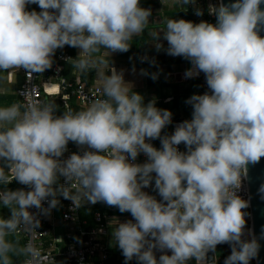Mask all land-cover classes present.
<instances>
[{"label":"clouds","instance_id":"1","mask_svg":"<svg viewBox=\"0 0 264 264\" xmlns=\"http://www.w3.org/2000/svg\"><path fill=\"white\" fill-rule=\"evenodd\" d=\"M32 3L39 12L27 10ZM261 3L221 0L208 9L215 23L170 17L151 34L158 52L190 62L185 78L203 73L209 89L185 101L191 119L169 134L163 130L172 124L171 110L157 107L155 98L145 102L111 60L146 31L151 8L140 0H0V70L43 73L67 45L79 50L67 58L72 68L94 71L102 93L61 114L46 98L0 106V206L9 210L0 215V264H43L32 234L60 198L73 211L102 202L131 214L116 219L111 232L125 264H219L216 251L224 244L230 253L223 264L255 260L264 230L257 236L247 228L249 202L238 192L248 165L264 157ZM194 12L203 15L198 7ZM141 61L156 64L147 55ZM140 74L159 76L145 68ZM157 139L159 148L151 143ZM70 141L81 151L62 159ZM141 153L147 159L137 163ZM13 180L25 187L8 189Z\"/></svg>","mask_w":264,"mask_h":264},{"label":"crops","instance_id":"2","mask_svg":"<svg viewBox=\"0 0 264 264\" xmlns=\"http://www.w3.org/2000/svg\"><path fill=\"white\" fill-rule=\"evenodd\" d=\"M141 5L146 8L152 9V17L146 31L140 37H135L132 41L131 48L128 52L124 53H113L111 60L117 70L123 69L125 71V80L131 81L134 84V91L140 92L145 97V102L153 98L156 99L157 107L166 108L171 110L172 114L177 116L182 121L185 119H191L192 108L186 104V100L197 93V87L199 83V76L194 78H185V71L191 67L190 62L185 60L183 57H173L165 54L164 50L159 52L155 49L151 41V34L158 31L163 27V21L167 18H184L194 22L190 5L185 8H176L173 6L174 0H140ZM27 10L31 11L35 9L40 11L38 4H28ZM190 13V16L188 14ZM164 47H167V42L163 41ZM61 51H66L70 57L75 58L78 55V49L64 46ZM147 55L149 59H155V66H151L148 62H142L141 57ZM135 68V71H133ZM148 69L149 72H159L157 79L153 80L148 76L140 74V69ZM10 72V73H9ZM63 76L68 80H79L84 82L83 75L72 68V65L68 60L63 62L62 69ZM203 73H200V75ZM91 80L90 84L98 85L99 81L94 71L85 74ZM19 76L15 74L13 77L12 70H0V106L17 103L14 95V89L18 84ZM44 90L43 95L46 99H52L58 106L57 114H59L60 108L67 110L69 102L77 103L76 100L69 94L59 90L57 81L50 75L43 76ZM97 82V84L95 83ZM85 83V82H84ZM86 84V83H85ZM99 86V85H98ZM71 98V99H70ZM168 126L163 132L168 133ZM163 134V133H162ZM71 142V141H70ZM72 143V142H71ZM157 148L160 147V141H151ZM74 144V143H73ZM182 151H185V146L181 144ZM140 155L137 157L136 162L140 163ZM154 183V182H153ZM4 186L0 185V188ZM8 189L14 190V184L10 183L6 186ZM145 191L156 196L159 200L158 193L152 188H146ZM84 204L82 207H86ZM80 207V208H82ZM116 209L115 207H112ZM80 210V209H79ZM7 217L9 210L5 207L0 206V215ZM109 214V213H108ZM109 218L105 221V243L108 248V253L113 250L114 241L109 232V228L115 225L116 219L120 221H126L131 219V214L128 212L109 214ZM110 224V226H108ZM170 254V253H169ZM109 255V254H108ZM159 257L160 252H156ZM116 257L121 259L116 252ZM108 261V256L107 260ZM125 262V260H123ZM105 262V264H106ZM135 259L129 261L128 264H134ZM222 262V261H221Z\"/></svg>","mask_w":264,"mask_h":264},{"label":"built area","instance_id":"3","mask_svg":"<svg viewBox=\"0 0 264 264\" xmlns=\"http://www.w3.org/2000/svg\"><path fill=\"white\" fill-rule=\"evenodd\" d=\"M218 4L219 0H196L195 5H190L194 23L201 20L215 23L216 18L209 13L208 9L210 5ZM196 7L202 10L203 15L195 14ZM68 57H70L68 52L57 49L52 66L43 73H32L23 68H15V72L19 76L18 84L14 89L17 103H25L33 97L44 98L43 76L46 75L53 77L57 81L59 90L71 95L80 106L85 107L91 99L102 95L98 85L85 84L79 80H68L63 76V62ZM206 91L209 89L205 75L201 74L199 75L197 93L202 94ZM180 122L182 120L179 118L172 120L169 134ZM179 148L182 151L181 145ZM67 149L62 159L67 158L72 152L81 151L76 144L71 142L68 143ZM140 157L142 160L140 163L147 159L143 153L140 154ZM61 182H63V178H61ZM11 183L14 184V190L25 187L15 180ZM238 194L248 201L246 178L243 179ZM79 209L73 211L71 201L60 198V204L52 210L50 216L39 217L41 223L37 232L32 234V239L43 253V264H105L108 256V248L104 240L105 221L110 215L106 212L95 211L92 213L93 224L88 225L87 220L80 216ZM31 211L35 212L36 210L31 209ZM245 211L248 213V208ZM246 219L248 220V216ZM247 228L249 229L248 226ZM28 238L27 235H24L21 242H26ZM227 247V254H229L230 248L228 245ZM250 264H256V260H252Z\"/></svg>","mask_w":264,"mask_h":264},{"label":"water","instance_id":"4","mask_svg":"<svg viewBox=\"0 0 264 264\" xmlns=\"http://www.w3.org/2000/svg\"><path fill=\"white\" fill-rule=\"evenodd\" d=\"M221 0H219V3ZM233 0H223V3H230ZM261 8H264V0H262ZM260 35L264 36V27L261 28ZM12 70L15 76V68ZM264 184V157L257 163L248 165L246 177V185L248 190V227L257 236L264 230V193L260 192L261 185ZM256 264H264V241H261V249L258 257L255 259ZM189 264H195L189 261Z\"/></svg>","mask_w":264,"mask_h":264},{"label":"trees","instance_id":"5","mask_svg":"<svg viewBox=\"0 0 264 264\" xmlns=\"http://www.w3.org/2000/svg\"><path fill=\"white\" fill-rule=\"evenodd\" d=\"M188 14L190 16L189 11H188ZM83 78H84V82L86 84H90L91 83V80L88 77H86L85 74L83 75ZM81 108H83V106H80L79 104L73 103V102H71V103L69 102V104L67 105V109L80 110ZM63 111H65V110L60 108V110L58 112H59V114H61ZM177 118H178L177 116L173 115L172 120L177 119ZM167 132L169 133V128H168ZM95 211L106 212V213H109V214H114V213H119L120 212L117 208L113 209L112 207H109V206H107L106 204H104L102 202H98L96 204H87L86 207L80 208L79 214H80L81 217H83V218H85L87 220L88 225H91V224H93L92 213L95 212ZM247 226H248V220H247ZM225 247H226V250L228 252V247H227L226 244L218 246V248L220 250L219 251V255H220L221 259H222V263H223L224 257H226L228 255L227 252H225ZM116 250L120 251V249L114 243L113 250H110L109 253H108L109 254L108 255V261L106 262V264H125V262L122 259H118L116 257ZM134 264H138V262L136 261V262H134Z\"/></svg>","mask_w":264,"mask_h":264},{"label":"rangeland","instance_id":"6","mask_svg":"<svg viewBox=\"0 0 264 264\" xmlns=\"http://www.w3.org/2000/svg\"><path fill=\"white\" fill-rule=\"evenodd\" d=\"M96 84H97V82H95ZM99 85V84H98ZM2 215V214H1ZM108 226H110V224H108ZM111 228H109V232H111ZM116 252L118 253V256H120V258L122 259V260H124V257H123V255L121 254V250L120 251H117L116 250ZM225 252H227V250H226V247H225ZM226 254V253H225ZM220 264H223L222 262H219Z\"/></svg>","mask_w":264,"mask_h":264},{"label":"flooded vegetation","instance_id":"7","mask_svg":"<svg viewBox=\"0 0 264 264\" xmlns=\"http://www.w3.org/2000/svg\"><path fill=\"white\" fill-rule=\"evenodd\" d=\"M219 248L217 247V251H216V255H217V259H218V261L219 262H221L222 261V259H221V257H220V255H219ZM220 264V263H219Z\"/></svg>","mask_w":264,"mask_h":264}]
</instances>
